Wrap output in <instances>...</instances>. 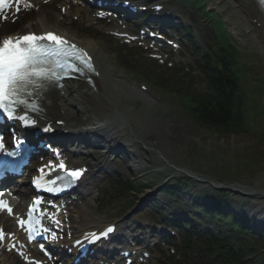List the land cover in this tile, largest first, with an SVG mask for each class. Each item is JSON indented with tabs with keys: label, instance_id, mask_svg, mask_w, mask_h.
<instances>
[{
	"label": "rangeland",
	"instance_id": "obj_1",
	"mask_svg": "<svg viewBox=\"0 0 264 264\" xmlns=\"http://www.w3.org/2000/svg\"><path fill=\"white\" fill-rule=\"evenodd\" d=\"M206 1L207 7L215 11L226 23V28L232 33L236 46L239 51V60L241 64L249 65L251 68L248 69V73L245 76L244 83L246 84L247 90L255 88L261 91L262 83L258 81L259 76L264 77V59L260 55L258 49V42L252 35L250 37L247 34L243 21L239 14L233 7L232 0H204ZM52 23L55 22L54 17L50 18ZM68 30V29H66ZM76 39L81 40L85 43L96 45L98 52L105 58L107 65L113 69L116 73L121 74L122 80L127 83H133L136 90L140 89V84H145L147 88V94L152 99L158 100L152 105L147 106L144 102L138 101L137 111L143 113L140 117L149 124L148 131L153 132L155 129L159 130V120L166 123L168 134L164 139L165 155L168 157L166 160L170 167H185L189 168L193 173L202 177L206 183H191L187 185L185 191L180 195L182 204H187L190 200H194L196 197L202 195L203 199L209 198L213 200L212 192L214 190L208 184L210 182H219L216 179H220L219 183L231 187L234 185H243L245 187H257L259 182L264 181V125L262 124L261 111H264V95L260 94L259 98L251 93L249 102L255 101V108L251 113V108L247 106L249 113L248 128L245 133L239 135H232L230 137L219 138L213 132L199 126L189 114L183 112L180 109V105L168 91H164L155 85V83H146L141 79L140 74L135 68L134 70H126L123 68L116 54L113 50H110L108 43L102 39L89 38L84 34L75 33ZM137 65V64H136ZM160 76L163 80H169L170 75H167V71L160 69ZM158 74V73H157ZM150 90V91H149ZM256 105L259 108H256ZM127 127V126H125ZM131 132V129H128ZM157 132V131H155ZM140 146L138 150L141 151ZM195 149V150H194ZM194 150V152H191ZM133 153V150H131ZM139 153V152H137ZM134 160L141 167V172L136 173L137 176H132L137 179L138 183L150 181L155 184L152 191L159 193L160 183L174 182L177 177L181 174L173 176L171 171L158 173L165 166L163 163H148L150 156L147 154L135 155ZM136 158V159H135ZM251 159V161H250ZM248 164L245 168L247 172L238 173L237 168L240 170L244 164ZM254 165L256 168H254ZM211 168V169H210ZM254 168V169H250ZM215 170H227V175H221L215 172ZM162 171V170H161ZM213 174L221 175L222 177H215ZM173 176V177H172ZM141 177V178H140ZM157 182H159L157 184ZM164 182V183H165ZM152 191L148 194L151 195ZM143 194V192H142ZM141 194V196H142ZM240 196V195H239ZM159 206L167 214H171L175 211L176 205L174 204L173 197H166L163 194H158ZM229 199L231 200L228 204L229 207L238 209V202H242V197L230 194ZM134 198L131 195H125L114 199V202L109 204L102 203L104 211L102 212V219L114 220V214L117 211L124 210L133 203ZM179 200L178 203H181ZM246 202L248 204L253 201ZM245 202V201H244ZM199 211V210H198ZM132 212V210L130 211ZM129 212V213H130ZM200 212V211H199ZM135 218L142 219L146 218V214H138ZM195 221L197 217L193 218ZM127 225V222H124ZM214 230L219 229L221 232L229 231L231 225L224 223L218 226L215 223L213 226ZM233 231V230H232ZM232 231L229 233L233 240H237V235H233ZM244 239H250L247 243V256L253 257V264H264V236L259 237H244Z\"/></svg>",
	"mask_w": 264,
	"mask_h": 264
},
{
	"label": "bare ground",
	"instance_id": "obj_2",
	"mask_svg": "<svg viewBox=\"0 0 264 264\" xmlns=\"http://www.w3.org/2000/svg\"><path fill=\"white\" fill-rule=\"evenodd\" d=\"M233 1L234 8L239 13L245 27L259 42L260 48L264 53V17L257 5L253 0ZM48 23L46 15H42L36 26L32 28L44 32L57 30L55 28L58 27H52ZM9 27L10 25L0 26L4 36H7ZM77 42L92 54L101 78L105 80V83L101 78L95 79L97 90H94L85 82H68L59 91L48 90L47 92H40V101L43 108L42 118L48 121H55V119L64 121L66 123L64 130H68L71 136L85 132L94 134L97 137L95 139L97 143L106 141L117 142L119 146L133 149V143L141 141L145 145V151L155 157L158 162L161 161L159 155L163 154L164 156L161 149V146H164L162 137H166L168 134V125L159 120L160 127L159 130L158 127L155 129L156 133L148 130L141 133L137 126L140 120L138 119L135 122L134 118L137 113L134 110L135 104L133 102L143 100L150 104L152 103V98L144 92L136 90L133 85L125 83L115 71L106 66V60L100 56L96 45ZM109 87H112L115 91L110 90ZM116 122L132 125V135L129 136L127 133H123ZM154 148L161 151H152ZM152 156L150 158L151 163H156V159ZM80 160L82 161V159ZM95 167L97 165L94 164L92 168ZM182 170L192 174L188 168L183 167ZM257 185L255 188H233L243 193L244 197L258 199V202L253 204L252 210H255L257 215L264 217V181L263 183L259 182ZM4 221L7 220L0 218V224ZM113 259L114 257L106 261L112 262ZM5 264L11 263L5 260Z\"/></svg>",
	"mask_w": 264,
	"mask_h": 264
},
{
	"label": "snow or ice",
	"instance_id": "obj_3",
	"mask_svg": "<svg viewBox=\"0 0 264 264\" xmlns=\"http://www.w3.org/2000/svg\"><path fill=\"white\" fill-rule=\"evenodd\" d=\"M20 5L21 0H0V24L8 19V13L13 8L19 11ZM12 22L15 23V19ZM49 41L52 43H47ZM78 63L85 65L90 71L94 70L87 53L53 33L5 37L0 30V112L9 119H19L25 126H31L34 122H30L26 116H18L17 110H38V105L31 98L43 91L46 83L58 81L61 76L69 72L80 71ZM49 130V128L44 129V131ZM3 147V143L0 142V150ZM7 155L11 156L14 153L8 152ZM60 167L63 169L65 165L61 163ZM82 171H72L68 175L76 179ZM6 207L7 205L0 201V208ZM7 210L11 213L10 208ZM31 216L30 211L29 225L32 224ZM19 223L22 227L25 224L23 220ZM112 231L113 228L109 227L104 235ZM0 239H3L2 235ZM29 239H31V229Z\"/></svg>",
	"mask_w": 264,
	"mask_h": 264
},
{
	"label": "trees",
	"instance_id": "obj_4",
	"mask_svg": "<svg viewBox=\"0 0 264 264\" xmlns=\"http://www.w3.org/2000/svg\"><path fill=\"white\" fill-rule=\"evenodd\" d=\"M219 93L222 96V100L214 107L209 106L201 109L197 113V119L199 122L212 125L221 129V131H234L241 127L240 119L235 117L231 113V89L224 86L222 83L216 85Z\"/></svg>",
	"mask_w": 264,
	"mask_h": 264
}]
</instances>
